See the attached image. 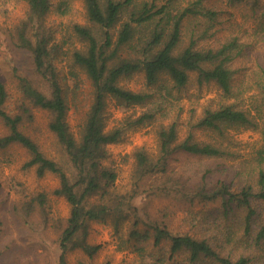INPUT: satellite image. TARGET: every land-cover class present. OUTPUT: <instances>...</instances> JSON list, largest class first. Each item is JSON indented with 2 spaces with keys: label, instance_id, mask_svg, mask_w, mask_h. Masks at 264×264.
Returning <instances> with one entry per match:
<instances>
[{
  "label": "trees",
  "instance_id": "16d2710c",
  "mask_svg": "<svg viewBox=\"0 0 264 264\" xmlns=\"http://www.w3.org/2000/svg\"><path fill=\"white\" fill-rule=\"evenodd\" d=\"M215 1L83 0L87 23L74 22L70 36L57 41L54 31L44 27V17L51 9L66 14L71 9V0H26L27 15L16 28L15 44L29 52L31 66L47 83V90L34 85L29 75L19 74L14 65L12 69L23 98L50 113L48 127L63 147L70 172L44 155L36 141L21 130L24 114L31 115L25 102L14 113L4 108L7 92L1 78L0 121L7 132L0 136V148L17 143L30 155L24 166H34L40 176L46 172L58 176L53 193L63 196L70 208L58 238L57 264H68L65 253L72 248L93 256L99 244L86 240L89 222L110 217L118 229V223L128 213L136 212L131 199L140 181L149 177L154 184L161 176L165 177L156 189L147 188L149 195L172 193L191 204L195 199L218 202L221 213L213 218L212 222L216 220L217 224L210 235L173 232L165 221L150 217L135 219L128 240L141 264H264V149L257 150L253 164L233 165L221 160L231 155L224 145L229 128H260L264 135V59L255 70L260 78L256 83L259 103L253 106L258 117L250 107L240 106L236 101H221L214 106L209 103L195 119L194 114L190 115L186 134L179 139L176 113L157 128V155L151 157L141 148L135 150L136 179L127 198L116 194V171L105 164L109 157L107 145L119 142L126 127L168 115L173 105L172 91L184 88L191 72H195L198 85L213 81L223 98L233 95L236 69L233 61L247 46L232 26H227L228 33L217 35L222 10ZM248 1L249 8L259 15L250 35L262 40L264 3ZM183 37L187 38L182 45ZM65 43L67 47L63 46ZM63 59L70 65L72 78H77L79 68L90 84V103L78 136L67 117V78L56 68ZM134 73L143 74L144 89L133 90L119 83L122 77ZM109 98L121 107L137 104L148 107L135 117H126L125 125L106 129L105 108ZM195 129L205 130L211 135L210 140L196 139ZM175 152L207 160L197 184L188 190L182 184H168L175 183L167 172ZM42 196H37L39 205L46 201ZM27 209L31 210L30 206Z\"/></svg>",
  "mask_w": 264,
  "mask_h": 264
},
{
  "label": "rangeland",
  "instance_id": "374dc122",
  "mask_svg": "<svg viewBox=\"0 0 264 264\" xmlns=\"http://www.w3.org/2000/svg\"><path fill=\"white\" fill-rule=\"evenodd\" d=\"M215 2L216 7L222 10L220 15L222 22L217 35L228 33L230 29L227 26H232L234 32L239 34L240 41L247 46L246 50L233 61V66L236 67L232 79L233 95L223 98L213 81L198 85L195 72H191L189 83L179 92L172 91L170 100L173 105L167 116L137 126L124 127L120 141L107 145L109 157L105 160V164L116 171L114 187L117 195L124 194L123 196L127 198L128 192L133 188V181L136 179L135 150L141 148L151 157L157 155V128L160 123H168L176 113L179 115V139L186 134L190 115L194 114L195 119L202 107L209 103L214 106L221 101H236L240 106L250 107L251 112L258 117L253 106L259 103L256 83L260 78L255 70L257 63L264 59V38L253 39L250 34L258 23L259 15L249 8L248 0L236 3H229L226 0ZM262 3L264 0H259V4ZM26 15V0H0V78L4 81L7 92L4 108L14 113L20 111L19 104L25 102L31 115L27 117L24 114L20 124L21 130L36 141L44 155L58 161L70 172L63 147L48 127L50 113L23 98L12 69L14 65L19 74L29 75L34 85L44 91L47 90V83L31 66L29 52L15 44L16 28L26 19ZM86 19L83 0H71L70 11L60 15L51 9L44 17L43 25L47 30L54 31L55 40L61 41L70 36V27L74 22L85 24ZM262 21L264 22V18ZM186 38L183 37L182 45ZM63 46L67 47V44ZM56 68L61 76L67 78L65 86L69 109L67 117L72 131L78 136L91 98L89 80L79 68H76L77 78H72L69 74L70 65L65 59L58 61ZM119 83L133 90L145 88L142 73L122 77ZM154 89L155 87L152 88ZM147 107L148 104L121 107L114 99L109 98L105 108V128L125 125L126 117H135ZM6 132V126L0 121V136ZM194 136L199 140L211 138L209 133L201 129H195ZM227 136L224 145L231 155L221 158L227 164H253L257 150L264 149V135L260 128L231 127ZM29 156L28 151L17 143L0 148V264L58 262L60 252L58 238L66 224L70 206L63 196L53 193L59 180L55 173L46 172L40 176L34 166H24ZM206 161L205 158L195 155L175 152L167 170L175 183L168 184L176 186L182 184L185 190L190 189L197 184V178L206 167ZM163 178H159L154 184L150 182L149 177L140 181L131 199L136 206V212L128 213L127 217L118 223V229L110 217L105 221H90L86 240L91 244H99L98 250L90 257L82 249L72 248L65 253L67 263L141 264L139 255L132 249L128 240L129 229L135 219L144 220L150 217L163 220L173 232L212 234L217 224L216 220L215 222L212 220L221 213L218 202L195 199L191 204L184 197L172 193L149 195L147 188L156 189ZM176 180L179 183H176ZM41 194L46 200L43 205L37 203V196ZM27 206H30L31 210L27 209ZM139 226H142L141 221Z\"/></svg>",
  "mask_w": 264,
  "mask_h": 264
}]
</instances>
